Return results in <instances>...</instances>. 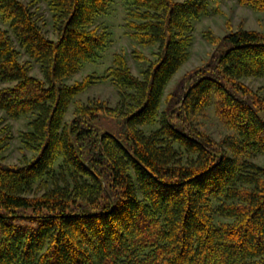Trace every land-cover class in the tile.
<instances>
[{"label":"trees","instance_id":"obj_1","mask_svg":"<svg viewBox=\"0 0 264 264\" xmlns=\"http://www.w3.org/2000/svg\"><path fill=\"white\" fill-rule=\"evenodd\" d=\"M112 1L0 0V111L26 118L13 164L0 122V264H264V32L205 34L208 61L167 90L215 0H124L128 36L155 58L137 55L135 75L117 53L69 83L109 44ZM100 80L115 106L80 99ZM211 104L219 140L196 121Z\"/></svg>","mask_w":264,"mask_h":264},{"label":"rangeland","instance_id":"obj_2","mask_svg":"<svg viewBox=\"0 0 264 264\" xmlns=\"http://www.w3.org/2000/svg\"><path fill=\"white\" fill-rule=\"evenodd\" d=\"M23 1L29 2L31 0ZM38 10L41 21H45V25L47 23L49 27V13L45 5L41 4ZM125 17L124 0H113L107 12L99 19V22L103 26H106L110 32L109 44L100 54L99 59L84 64L80 71L69 80V83L81 80L88 74H93L94 77L104 76L106 69L111 65L112 59L117 53H121L126 57L127 63L135 75H140V71L147 64L146 62L138 61L135 58L137 55L151 60L155 58L156 48H143L128 36L124 26ZM240 28L264 32V12H258L250 7L241 6L235 0L212 1L207 13L193 22V42L188 60L173 77L167 90H170L182 76L191 73L194 69L208 61L213 52V45L206 41L205 34L209 33L215 37H222L227 32ZM49 35H51L50 31ZM27 59L25 55L22 56V60ZM34 65L30 72L31 75L41 77L37 65ZM244 82L254 89L261 85V81L257 79H246ZM79 97L82 101L100 98L107 101L112 107L118 101L115 88L108 81L101 80L88 88ZM196 121L201 129L216 140L230 133L214 114L212 104L205 109ZM0 122L2 125H9L8 129H10L11 133V140L3 151L4 160L12 164L18 163L24 154L18 134L26 129V118L10 119L4 112L0 111ZM25 154L29 156L30 153L25 152ZM254 161L264 166V155L256 157Z\"/></svg>","mask_w":264,"mask_h":264}]
</instances>
